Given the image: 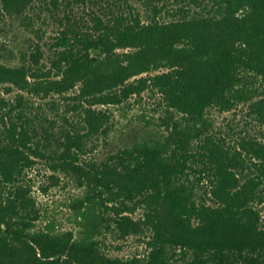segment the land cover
Masks as SVG:
<instances>
[{
  "label": "trees",
  "instance_id": "1",
  "mask_svg": "<svg viewBox=\"0 0 264 264\" xmlns=\"http://www.w3.org/2000/svg\"><path fill=\"white\" fill-rule=\"evenodd\" d=\"M2 1L16 14L29 3ZM188 1L173 0L177 18L167 22L156 15L143 22L136 10L117 8L82 31L64 30L48 70L38 65L39 49L33 66L0 65V82L35 93L78 89L75 98L88 103L83 121L91 135L110 121L96 106L118 105L145 90L160 94L173 123L162 140L135 142L83 164L82 135L55 137L51 159L77 176L94 205L81 213L91 228L77 238L72 231L35 228L41 210L24 177L31 155L49 147L25 112V123L12 121L0 98V264H264L256 207L264 204V142L228 145L195 128L209 109L247 102L264 119V0H211L193 12ZM151 71L158 73L142 76ZM28 76L37 81L29 84ZM101 221L118 239L142 236L146 254L106 255L92 232Z\"/></svg>",
  "mask_w": 264,
  "mask_h": 264
},
{
  "label": "rangeland",
  "instance_id": "2",
  "mask_svg": "<svg viewBox=\"0 0 264 264\" xmlns=\"http://www.w3.org/2000/svg\"><path fill=\"white\" fill-rule=\"evenodd\" d=\"M28 5L20 14L8 12L0 0V65L33 66V54L37 49L42 52L39 67L51 68L53 52L57 49L58 38L64 30H84L92 25L95 16L110 15L118 10H136L143 22L156 15L160 21L175 19L179 5L173 0H26ZM200 5L188 1L190 12L210 6L211 0H198ZM151 71L146 75H154ZM29 84L37 79L27 77ZM78 89L59 95L55 92L35 93L20 88L12 82H0V98L7 106L3 109L11 120L25 123V112L30 127L39 133L40 140L49 150L43 149L39 156L31 155L33 166L27 171L24 183L31 186L41 210L35 223L36 229H50L54 233L72 231L78 238L85 228H91L81 215L90 205L84 185L80 186L77 176L65 173L56 166L59 161L52 160L53 150L58 148L55 137L63 140L64 134L82 135L83 153L81 164L101 161L126 146L144 140H162L172 132L173 123L168 120L167 110L157 92L145 90L133 95L118 105L96 106L110 115L108 129L91 135L83 121L82 106L88 103L76 99ZM258 99L255 97L253 100ZM249 103H241L229 111L211 108L207 111L205 122L196 123L200 133L211 136L215 141L224 140L228 145H236L251 138L264 142V119L251 112ZM11 112V113H10ZM184 123L182 118L175 115ZM27 121V120H26ZM9 124V122H8ZM202 140L199 141V143ZM197 144V141H195ZM195 146V145H194ZM52 151V152H51ZM194 152L198 150L194 147ZM199 156L196 154V158ZM206 186V181H204ZM208 203H211L208 201ZM264 225V204L256 205ZM141 212L133 215L138 218ZM105 221L98 222L93 235L101 244L105 254L110 257L130 258L146 254V244L142 236L130 235L118 239Z\"/></svg>",
  "mask_w": 264,
  "mask_h": 264
}]
</instances>
